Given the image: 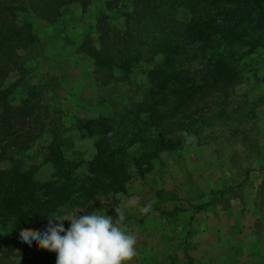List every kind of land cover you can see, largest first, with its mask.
Wrapping results in <instances>:
<instances>
[{
    "label": "trees",
    "instance_id": "1",
    "mask_svg": "<svg viewBox=\"0 0 264 264\" xmlns=\"http://www.w3.org/2000/svg\"><path fill=\"white\" fill-rule=\"evenodd\" d=\"M89 1L0 0L4 240L17 243L22 229L45 227L48 214L60 207L82 206L98 195L123 191L129 179L151 170L163 149H174L185 134L198 138L191 123L202 124L213 116L215 100L222 101L241 81V56L264 48V0H111L107 7L121 8L120 23L112 24L101 13L95 43L84 36L78 49L93 70L108 76L117 73L123 79L139 68L146 86L128 108L76 120V129L92 139L94 154L72 162L53 135L36 148L37 138L49 128H44L32 100L34 87L21 77L19 51L33 43L34 35L18 14L30 13L50 23L65 5L76 2L83 8ZM12 73L15 78L8 82ZM27 151L38 156L37 164L28 162ZM41 163L52 168L50 177L40 179L36 174Z\"/></svg>",
    "mask_w": 264,
    "mask_h": 264
},
{
    "label": "rangeland",
    "instance_id": "2",
    "mask_svg": "<svg viewBox=\"0 0 264 264\" xmlns=\"http://www.w3.org/2000/svg\"><path fill=\"white\" fill-rule=\"evenodd\" d=\"M110 1L90 0L83 8L71 2L50 23L30 13L18 14L29 22L34 35L33 43L19 51L24 67L21 77L34 87L32 100L44 128H49L37 138L36 148L55 136L63 155L72 162L88 160L94 154L92 139L76 129V120L110 116L128 108L146 86V77L139 68L123 79H118L117 73L108 76L93 70L90 60L78 49L84 36L95 43L101 13L108 15L112 24L120 23L121 8L107 7ZM239 67L241 81L222 101L215 100L213 116L202 124L191 123L198 138L185 134L174 149H163L152 161L151 170L129 179L123 191L98 195L82 206H63L55 213L100 210L115 218L114 209L120 207L126 216L124 225L131 227L141 216L153 223H165V210H220L232 199H240L244 187L250 185L249 189L255 191V204L263 201L264 48L242 55ZM14 78L12 73L8 82ZM25 154L30 155L28 162L38 163L32 151ZM52 172L47 163H41L36 170L40 179L50 177ZM248 187L245 191H249ZM200 204L205 205L195 209ZM146 207L148 211H144ZM167 216L182 221L177 213ZM47 223L31 229L43 232ZM69 226L64 222L65 229ZM5 236V230L0 228V264H55V253L21 240H4Z\"/></svg>",
    "mask_w": 264,
    "mask_h": 264
},
{
    "label": "crops",
    "instance_id": "3",
    "mask_svg": "<svg viewBox=\"0 0 264 264\" xmlns=\"http://www.w3.org/2000/svg\"><path fill=\"white\" fill-rule=\"evenodd\" d=\"M247 187L220 210H165V223L141 216L125 226L136 236L131 264H264V199L256 205L255 191Z\"/></svg>",
    "mask_w": 264,
    "mask_h": 264
},
{
    "label": "clouds",
    "instance_id": "4",
    "mask_svg": "<svg viewBox=\"0 0 264 264\" xmlns=\"http://www.w3.org/2000/svg\"><path fill=\"white\" fill-rule=\"evenodd\" d=\"M114 212L115 218L100 210L49 213L43 232L22 229L20 240L55 253V264H131L137 255L136 236L127 231L123 210L116 207ZM64 222L70 225L67 229Z\"/></svg>",
    "mask_w": 264,
    "mask_h": 264
}]
</instances>
